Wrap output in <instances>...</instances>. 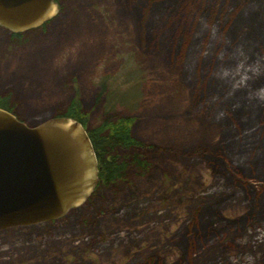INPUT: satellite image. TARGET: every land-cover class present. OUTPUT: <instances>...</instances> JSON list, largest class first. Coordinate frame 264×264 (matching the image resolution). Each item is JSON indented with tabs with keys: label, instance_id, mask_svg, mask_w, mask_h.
<instances>
[{
	"label": "rangeland",
	"instance_id": "374dc122",
	"mask_svg": "<svg viewBox=\"0 0 264 264\" xmlns=\"http://www.w3.org/2000/svg\"><path fill=\"white\" fill-rule=\"evenodd\" d=\"M11 35L0 98L18 120L130 118L152 166L1 230L0 264H264V0H58Z\"/></svg>",
	"mask_w": 264,
	"mask_h": 264
},
{
	"label": "water",
	"instance_id": "95a60500",
	"mask_svg": "<svg viewBox=\"0 0 264 264\" xmlns=\"http://www.w3.org/2000/svg\"><path fill=\"white\" fill-rule=\"evenodd\" d=\"M58 0H0V28L12 35L43 24ZM83 128L66 118L28 126L0 109V231L52 222L97 184Z\"/></svg>",
	"mask_w": 264,
	"mask_h": 264
},
{
	"label": "trees",
	"instance_id": "16d2710c",
	"mask_svg": "<svg viewBox=\"0 0 264 264\" xmlns=\"http://www.w3.org/2000/svg\"><path fill=\"white\" fill-rule=\"evenodd\" d=\"M105 90L104 86L100 88L101 93ZM1 102H5V98H0V107H2L0 109L15 116L12 110ZM85 116L81 109L75 105H69L64 112L52 118L71 119L83 128L96 160V185L98 187L112 188L119 182H124L131 177H143L149 172L152 166L148 155L150 147L132 137L130 118L105 112L98 125L88 129ZM207 218H209L207 213L199 217L203 229L207 226ZM194 232L195 239H197L198 233Z\"/></svg>",
	"mask_w": 264,
	"mask_h": 264
},
{
	"label": "clouds",
	"instance_id": "9594fccd",
	"mask_svg": "<svg viewBox=\"0 0 264 264\" xmlns=\"http://www.w3.org/2000/svg\"><path fill=\"white\" fill-rule=\"evenodd\" d=\"M245 79H246V77H245Z\"/></svg>",
	"mask_w": 264,
	"mask_h": 264
}]
</instances>
